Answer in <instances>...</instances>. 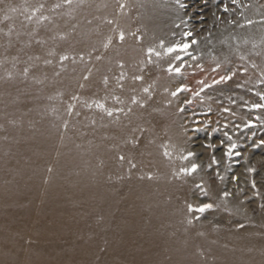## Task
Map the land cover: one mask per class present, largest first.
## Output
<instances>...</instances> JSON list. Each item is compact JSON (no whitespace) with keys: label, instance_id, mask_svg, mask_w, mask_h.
Returning <instances> with one entry per match:
<instances>
[{"label":"bare ground","instance_id":"6f19581e","mask_svg":"<svg viewBox=\"0 0 264 264\" xmlns=\"http://www.w3.org/2000/svg\"><path fill=\"white\" fill-rule=\"evenodd\" d=\"M263 136L264 4L0 0V264H264Z\"/></svg>","mask_w":264,"mask_h":264},{"label":"rangeland","instance_id":"374dc122","mask_svg":"<svg viewBox=\"0 0 264 264\" xmlns=\"http://www.w3.org/2000/svg\"><path fill=\"white\" fill-rule=\"evenodd\" d=\"M234 1H237V13L242 12L246 8V6L249 5L252 2L264 4V0H254V1L253 0H233V2ZM7 36L11 37L12 39H16V41H19L17 35H15V34H12V35L7 34ZM16 50H17L16 54L12 55L10 57V59H9L10 62L12 61L13 63L21 64L23 66L28 67L30 59L32 57V41H30V40L26 41L25 40V41L20 42L19 44L16 45ZM59 59L55 62L56 66H54V67L58 68L59 70L61 69V70L65 71L67 69L66 65L64 64V62L61 59L60 60ZM27 61H28V63H27ZM61 63H63V64H61ZM64 68H66V69H64ZM29 81H27L25 83L27 88H30V82ZM211 117H212L211 115H208V118H211ZM208 124L204 125L203 123L198 122V123H196L195 126L196 127H199V126L205 127L206 126L205 129L208 130L209 129V125ZM254 148H255V152H256L254 154V156H256L258 153H262L261 156H264V136L262 137V139L259 140V144L255 145ZM244 154H245V156L242 159L243 162L246 161V163H248V162H251V160H253L252 152L245 151ZM237 157H242V154L239 152L237 154ZM236 164L240 165L238 162L235 163V165ZM244 164H245V162H244ZM263 167H264V160H260L257 163H255L254 167H252L249 171H247V175L252 176L254 174H257L258 172H260L263 169ZM244 176H246V175H244ZM247 179H248V177H247ZM235 187H236V185L234 186V188ZM234 188L231 191L233 194H235V190H236ZM248 192H250V190H248ZM237 194H238V191H237ZM255 198L256 197L254 195L247 196V200H248L249 206L253 209L254 213H256L258 215L260 212H262L261 210H259L260 208H258V207H261V206L263 207L264 206V201L259 198L258 201H260V203H258V202L256 203L257 198L256 199ZM73 236H74V238L78 237L77 233H74ZM104 242H105L104 243L105 245L108 244V242H106V241H104ZM102 251H103V249H102Z\"/></svg>","mask_w":264,"mask_h":264},{"label":"snow or ice","instance_id":"6c2138e0","mask_svg":"<svg viewBox=\"0 0 264 264\" xmlns=\"http://www.w3.org/2000/svg\"><path fill=\"white\" fill-rule=\"evenodd\" d=\"M201 211H202V209H201Z\"/></svg>","mask_w":264,"mask_h":264}]
</instances>
